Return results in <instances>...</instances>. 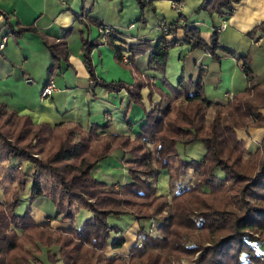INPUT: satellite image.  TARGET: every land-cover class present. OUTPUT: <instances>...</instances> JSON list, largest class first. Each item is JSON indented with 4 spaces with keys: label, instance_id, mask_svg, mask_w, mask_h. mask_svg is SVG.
<instances>
[{
    "label": "trees",
    "instance_id": "trees-1",
    "mask_svg": "<svg viewBox=\"0 0 264 264\" xmlns=\"http://www.w3.org/2000/svg\"><path fill=\"white\" fill-rule=\"evenodd\" d=\"M135 1L142 12L152 4ZM242 1L205 0L201 10L230 18ZM73 14L84 25L82 51L91 87L127 92L131 106L143 109L144 122L131 139L112 132L110 124L87 129L79 124H35L30 116L0 103V191L4 195L0 264H264V138L254 155L237 138L238 130L255 122L264 129V101L253 94L262 75H257L251 53L243 56L221 45L217 28L205 41L201 29L187 23L183 15L177 23L161 26L164 35L156 43L144 39L127 44L122 29L97 19L88 21L84 10ZM0 15L7 16L1 11ZM92 25L100 30L116 62L130 70L134 84L99 80L92 55L103 43L89 40ZM111 27L122 34H106ZM34 30L19 25L15 34L20 37ZM179 30L184 31L182 38ZM71 33L72 29L65 31L61 40L41 34L54 61L48 70L51 78L68 59L66 39ZM248 36L264 40V20ZM185 45L191 46V52L208 51L211 63L231 57L241 66L248 87L226 107L234 118L225 113L224 105L206 97L208 68L199 67L188 79L183 73L176 86L169 83L170 52ZM147 54L141 69L139 62ZM145 72L160 75L161 85ZM210 110L217 113L208 118ZM125 122L132 130L130 119ZM191 148L198 156L190 155ZM120 149L130 157L123 162L133 182L99 181L96 167ZM162 173L169 177L164 195L159 189ZM25 197L30 205L37 198H47L57 215L39 224L31 208L18 214ZM126 214L138 221L137 242L127 257L109 255V250L120 251L127 242L123 228L109 219ZM151 220L158 236L149 230ZM54 221L71 225L53 231Z\"/></svg>",
    "mask_w": 264,
    "mask_h": 264
},
{
    "label": "crops",
    "instance_id": "crops-1",
    "mask_svg": "<svg viewBox=\"0 0 264 264\" xmlns=\"http://www.w3.org/2000/svg\"><path fill=\"white\" fill-rule=\"evenodd\" d=\"M151 1L152 4L142 12L140 5L135 0H114L112 3H108L106 0H0V11L7 15L6 17L0 15V44L3 37H8L6 47L0 49V102L8 101L10 109L17 111L19 115L30 116L35 124L47 123L53 127L62 124H79L85 129L94 123L85 122L81 118V107L79 108L77 103L80 99L82 105L91 106L90 111L94 105L104 107L106 104H111L116 108V111L122 112L125 109L122 113L124 124H126V118H129L133 123L132 130L127 128L119 134L134 138L144 122L143 109L139 106H131L129 94L125 91L111 93L103 89V93L99 91V87L94 89L91 87L93 81L85 66L82 51L81 30L84 29V25L77 23L73 12L79 14L84 10L85 19L89 21L94 18L104 25L115 22L116 15L133 12L130 19H134L136 16L135 22L126 23L125 16L123 14L120 16L122 22L120 28L124 31V40L127 44H134L138 40L144 39L156 43L164 35L161 26L164 23H177L180 16L183 15L187 23L201 29L205 41H210L214 28H217L220 30L219 43L226 47L236 48L243 56L251 53L257 40L256 36L254 39L249 37V32L264 20V0H243L235 8V12L230 18L218 14L210 15L201 10L205 0H179L183 7L180 12L182 14H179L177 18L173 13L170 20L167 18L164 6L168 5L173 10V1ZM110 4L115 6L112 14L106 10L111 6ZM142 14L144 19L140 20ZM115 24L118 25V23ZM225 24L227 25L224 28ZM19 25L31 26L35 30L24 34L23 38H19L15 34ZM69 29H72V33L66 39L69 48L68 59L61 64L60 69L56 72L63 80L59 85L54 76L51 78L48 73L49 68L54 65V61L43 46L41 34L61 40L65 35L64 32ZM90 29L89 40L99 39L103 43L92 55L98 78L107 82L121 81L134 84L133 75L117 65L114 52L105 44L100 30L94 25L90 26ZM177 35L178 38H182L184 31L179 30ZM263 42L264 40H262ZM173 51L177 52L175 55L179 53V60H183L185 63L179 78L183 73L187 79L195 76L199 67L205 69L207 68L206 63H211L209 52L203 49L191 52V46L185 45ZM187 54H189L188 57L184 58ZM147 59L148 54L139 62L141 69L145 67ZM236 63L241 69L237 61ZM145 73L156 78V85H161L160 75L151 72ZM50 79L57 85L58 90L51 97L43 98L39 89L41 86L44 87ZM36 81L39 83L37 87ZM16 97H23L21 104L16 102ZM91 101H96V103L90 104ZM146 106L148 107V104ZM106 113L105 118L113 123L112 112L107 111ZM123 158L124 154L121 150L114 152L96 167V178L109 185L130 183L126 172L122 171L123 175L120 174ZM109 221L121 228L133 224L130 219L123 218L110 217ZM116 252L113 251L115 254Z\"/></svg>",
    "mask_w": 264,
    "mask_h": 264
},
{
    "label": "rangeland",
    "instance_id": "rangeland-1",
    "mask_svg": "<svg viewBox=\"0 0 264 264\" xmlns=\"http://www.w3.org/2000/svg\"><path fill=\"white\" fill-rule=\"evenodd\" d=\"M106 1H108V3H112L114 0H106ZM110 5L111 6L107 7L106 10L110 14H112L113 11L115 10V6H113V4H110ZM180 6H181V8L180 9L178 8V9L181 12L183 10V7L181 4H180ZM164 7L166 9L165 11H166V14L168 16L167 18L169 20H170L171 16L173 15V13L176 14L177 18L179 17L178 10L173 8V10H175V11H173V10H171V8L168 5H165ZM122 14L125 16L124 19H125L126 23H130L132 21L135 22L137 20L136 16L134 17V19H130L132 17V15L134 14L133 12L129 13V14H128V12H123ZM122 14L116 15L115 22H112L110 24V26L120 28L121 27L120 23H122L120 21V16ZM128 18H129V20H128ZM116 20H118V21L116 22ZM114 23H118V25H116V24L114 25ZM226 25L227 24H225L223 27L225 28ZM27 33H31V32H26L24 34H27ZM24 34L21 35L19 38H23ZM223 46H225V45H223ZM228 48L235 50L238 54L241 55V53L236 48H232V47H228ZM172 51L170 52V55L168 58L166 78L169 81V83L177 85L179 75L182 73V69H183L185 63L183 60H179V53L175 55V53H177V52H174V51L172 52ZM251 56L253 58V65L256 69L257 75H262V76H260L261 80L259 83H257L256 90L254 91L253 94H254V96L258 97V99H260L261 101H264V42L262 43V39L255 41L253 49L251 51ZM63 63H61V64H63ZM206 64H207V68L209 69V72H208V75H207L206 81H205L206 82V97L209 98L210 100H214L215 102H218V103L224 105L226 108L236 98L237 93L243 92L248 87V82L246 81L247 78L243 74L242 70L237 66L236 61L234 59H232L231 57H228V59L227 58L222 59L221 62L215 60L212 63H206ZM117 65H119V64L117 63ZM119 66L130 72V70L124 68L123 66H121V65H119ZM186 68H188V67L186 66ZM96 75H97V73H96ZM54 79L57 81V83L59 85H61L63 82L62 78H60L57 73L54 75ZM99 80H102L106 83H113V82H107V81L100 79V78H99ZM119 82H121V81H119ZM124 83H126V82H124ZM127 84H130V83H127ZM37 86H39L38 81H36V87ZM42 88L43 87L41 86V88L39 89V92L41 91V93H42ZM103 89L104 88L99 87V91H102L104 93ZM27 95L30 96L29 94H27ZM22 101H23V97H16L17 103L21 104ZM81 101L82 100L80 99V101L77 103H78L79 108L81 107V118L85 122L90 121L91 124L94 123L95 125L110 124L111 131L116 132V133L123 132L124 129L125 130L127 129L126 124H124V122H123L124 117L122 114V113H124L125 109H123L122 112L116 111V108L113 107V105L106 104L104 107L101 105H98L96 107L94 105V106H92V108H93V109H91L92 111H90L91 106L90 105H86V106L82 105ZM240 102H243V100H241ZM0 103H3V102H0ZM95 103H96V101H94V102L91 101L90 104H95ZM4 104H6L8 106V101H5ZM8 108H9V106H8ZM97 108H98V110H96ZM11 110H13V109H11ZM103 110H106V111H103ZM107 111L112 112V114H113L112 122L113 123L109 122L108 118H105ZM216 113H217L216 110H213V111L210 110L206 116L209 118V116H211V115L214 116V115H216ZM225 113L226 114L228 113V115L230 117L234 118L233 112L230 110H227V108H226ZM255 124H257V122H255ZM255 124H253V126H251L250 128H248L246 130H238L237 131L238 140L241 141L243 143L245 149L249 150L253 155L256 154L260 150L261 144H262V141L264 138V129L258 128L257 125H255ZM208 125H210V124L208 123ZM136 127H138V126L136 125ZM124 136H129V135H124ZM130 138L133 139L132 137H130ZM116 151H119V150H116ZM116 151H114V152H116ZM121 151L124 154L123 159L130 158L129 155L127 157H125L126 156L125 150H121ZM201 151H203V150H201ZM189 152H190V155H193L194 157L198 156V153L194 151V148L189 149ZM121 166H122V168L120 171L126 172V174L129 177V182L132 183L133 180L129 176L127 168L125 167L123 160L121 162ZM121 172H120V174L123 175V172L122 173ZM168 181H169V177H168L167 173H162V175L160 177V182H159V187H160L159 189L161 190V192H162L161 194H163V195L167 193L166 189H167V191L169 190L168 189ZM115 185H121V184H115ZM3 199H4V195L0 191V200L2 201ZM28 208H31V215L34 218V220L37 221V223H39V224L44 222L47 217L53 218L58 213L57 212L58 210L53 205V203L45 197L37 198L33 202L32 205H30L28 197H25V199L23 200V203L20 205L17 212H18V214H24L28 210ZM121 218L130 219V221H133V224L125 225L123 228V230L126 232V239H127L126 246L123 248L122 251L120 250V251L116 252V254L118 256L127 257L130 255L132 248L134 247L135 243L137 242L136 232L139 231V227H138V221L136 220V218L134 216H132L130 214H126V215H123ZM70 223L71 222L62 223L60 221H54V222H52L51 225L53 227V231H55L59 228L68 229L71 225ZM149 230H150V228H149ZM152 235L155 236V234H153V233H152ZM156 236H158V235H156ZM139 247H142V245L139 244ZM108 253H109V255L115 254V253H113L112 250H109ZM42 258H43V256H42ZM58 264H63V263L59 262Z\"/></svg>",
    "mask_w": 264,
    "mask_h": 264
},
{
    "label": "built area",
    "instance_id": "built-area-1",
    "mask_svg": "<svg viewBox=\"0 0 264 264\" xmlns=\"http://www.w3.org/2000/svg\"><path fill=\"white\" fill-rule=\"evenodd\" d=\"M172 7L174 9L178 10V12L180 13V10H179L181 8L180 3H175L174 2V4L172 3ZM168 28L169 27H167L165 30H168ZM111 33H113L114 35H117V36H120L122 34L119 30H117V29H115L113 27H111L106 32V34H111ZM7 43H8V37L5 36V37L2 38V42L0 44V49H4L6 47V45H7ZM57 90H58L57 85L52 81V82L49 83L48 86H46L43 89V91L41 93L42 94V97L43 98L51 97ZM155 229H156L155 228V221L154 220H151V222H150V231L153 234H155V236H156L158 234V232Z\"/></svg>",
    "mask_w": 264,
    "mask_h": 264
}]
</instances>
